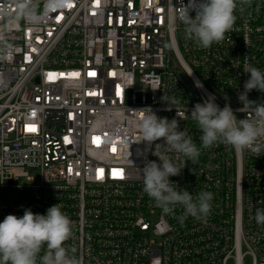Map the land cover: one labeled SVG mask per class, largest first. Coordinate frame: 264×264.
Wrapping results in <instances>:
<instances>
[{"label":"built area","instance_id":"obj_1","mask_svg":"<svg viewBox=\"0 0 264 264\" xmlns=\"http://www.w3.org/2000/svg\"><path fill=\"white\" fill-rule=\"evenodd\" d=\"M188 3L0 0V222L60 203L73 222L65 244L84 264H264L254 219L264 152L204 149L190 117L211 96L246 117L235 110L244 64L264 72V0L238 4L232 30L207 49L185 38L178 10ZM248 99L264 102V92ZM145 108L175 118L201 149L170 181L214 194L206 219L181 222L182 209L164 214L143 191L142 168L160 163L152 153L163 139L137 141Z\"/></svg>","mask_w":264,"mask_h":264},{"label":"clouds","instance_id":"obj_2","mask_svg":"<svg viewBox=\"0 0 264 264\" xmlns=\"http://www.w3.org/2000/svg\"><path fill=\"white\" fill-rule=\"evenodd\" d=\"M250 3L251 0H189L178 10L185 38L200 48H210L232 30L238 4ZM243 72L250 74V78L244 84V91L238 94L243 107L235 112L246 113L245 118L237 119L229 104L221 109L214 102L215 96L192 109L190 117L202 133L199 138L202 148L223 143L240 152L248 150L256 155L264 152V102L248 99L253 89L264 92V72L248 63L244 64ZM167 103L170 105L167 110H171L176 100ZM139 112L142 115L136 125L137 141L151 145L163 138L155 144L152 153L160 163L148 161L142 168L143 191L164 214H173L178 207L182 209L181 222L188 216L206 219L214 194L201 191L193 195L170 181V177L181 175L187 161L196 164L201 149L185 130H179L175 118L169 121L167 117H158L151 108ZM181 156L186 159H180ZM254 219L258 225H264V208L256 209ZM72 237L73 222L61 211L60 203L48 208L46 215L34 214L31 209H26L22 217L9 214L0 222V264H84L76 249L65 244Z\"/></svg>","mask_w":264,"mask_h":264},{"label":"snow or ice","instance_id":"obj_3","mask_svg":"<svg viewBox=\"0 0 264 264\" xmlns=\"http://www.w3.org/2000/svg\"><path fill=\"white\" fill-rule=\"evenodd\" d=\"M75 75V74H74ZM90 75H91V73H90ZM28 128H29V130H31V131H34L35 130V126L33 125V126H28ZM99 140V138L98 137H94V142L95 141H98Z\"/></svg>","mask_w":264,"mask_h":264}]
</instances>
